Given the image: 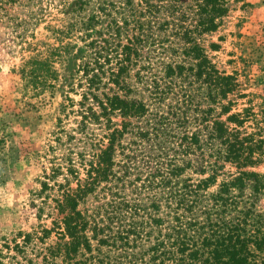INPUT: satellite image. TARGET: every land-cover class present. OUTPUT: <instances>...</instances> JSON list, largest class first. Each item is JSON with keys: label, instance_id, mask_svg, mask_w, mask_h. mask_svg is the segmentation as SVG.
<instances>
[{"label": "trees", "instance_id": "1", "mask_svg": "<svg viewBox=\"0 0 264 264\" xmlns=\"http://www.w3.org/2000/svg\"><path fill=\"white\" fill-rule=\"evenodd\" d=\"M237 1L50 0V44L13 72L34 96L65 80L74 122L57 118L31 203L51 226L14 250L54 233L45 264H96L100 243L116 264H264V98L237 109L247 93L203 45Z\"/></svg>", "mask_w": 264, "mask_h": 264}, {"label": "rangeland", "instance_id": "2", "mask_svg": "<svg viewBox=\"0 0 264 264\" xmlns=\"http://www.w3.org/2000/svg\"><path fill=\"white\" fill-rule=\"evenodd\" d=\"M50 11L55 12L50 0H0V248L14 257L6 258V262L45 264L40 247L56 240L51 233L43 243L34 240L25 245L24 252L14 250L16 242L22 244L25 233L38 231L40 235L42 227L51 226L47 204L41 217H37V206L31 203L35 199L40 204L41 197L35 192L41 188L44 166L49 165L45 152L58 129L57 118L61 115L59 125L65 129L74 122L73 115L65 117L60 110L69 89L65 80L58 82L52 95L46 91L34 96L13 72L22 57L31 53L26 48L28 43L40 49L50 44ZM210 41L219 44L218 50L209 49ZM203 45L220 70L236 73L238 91L247 93L245 97L230 95L235 107L240 110L249 100L259 105L264 98V0L233 2L218 29L203 36ZM77 63L72 62L70 73ZM69 95L79 98L71 92ZM258 170L264 172V167ZM214 189L215 186L209 191ZM96 204V200L89 199L81 208L91 209ZM258 206L264 210V196ZM116 247L100 243L99 255L92 251L96 264H116L121 253Z\"/></svg>", "mask_w": 264, "mask_h": 264}]
</instances>
